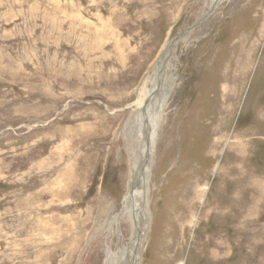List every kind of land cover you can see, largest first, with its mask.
<instances>
[{"label": "rangeland", "instance_id": "obj_1", "mask_svg": "<svg viewBox=\"0 0 264 264\" xmlns=\"http://www.w3.org/2000/svg\"><path fill=\"white\" fill-rule=\"evenodd\" d=\"M212 1L0 0V264H106L123 250L130 106ZM168 70L138 264H264V0L219 2Z\"/></svg>", "mask_w": 264, "mask_h": 264}, {"label": "bare ground", "instance_id": "obj_2", "mask_svg": "<svg viewBox=\"0 0 264 264\" xmlns=\"http://www.w3.org/2000/svg\"><path fill=\"white\" fill-rule=\"evenodd\" d=\"M75 2V1H74ZM228 2V1H227ZM50 4V3H49ZM53 7V6H52ZM74 11V10H73ZM48 18V17H47ZM32 20V19H31ZM49 22V21H48ZM70 22V21H69ZM62 25V24H61ZM81 25V24H80ZM44 27V26H43ZM92 27V26H91ZM30 28V27H29ZM42 31V30H41ZM60 31V30H59ZM37 32V31H36ZM15 33V32H14ZM33 34V33H32ZM5 37V36H4ZM7 37V36H6ZM69 37V36H68ZM35 38V37H34ZM97 38V37H96ZM50 39V38H49ZM70 39V38H69ZM20 41V40H19ZM70 41V40H69ZM35 42V41H34ZM87 45V44H86ZM85 46V45H84ZM86 49V48H85ZM24 50V49H23ZM92 50V49H91ZM53 51V50H52ZM3 52V51H2ZM41 52V51H40ZM59 52V51H58ZM51 54V53H50ZM192 54V52H191ZM37 56V55H36ZM100 56V55H99ZM22 57V56H21ZM60 57V56H59ZM172 57V56H171ZM57 58V57H56ZM58 59V58H57ZM60 59V58H59ZM87 60V59H86ZM84 61V60H83ZM159 62V61H158ZM28 63V62H27ZM52 64V63H51ZM168 64L170 65V62H168ZM168 65V66H169ZM91 66V65H90ZM65 68V67H64ZM172 69V68H171ZM68 70V69H67ZM76 77V76H75ZM84 80V79H83ZM176 80V74L172 73V71L170 72V70H168L167 67V71L165 73V76H163V72L161 69V65L160 63H157L151 70L150 74L145 78L144 83H143V87L141 90V93L139 95V97L137 98V100L130 106L131 107V112L130 115L128 117V119L125 122V129H124V144H125V149H126V153H128V156L130 158L131 161V165L134 163L133 161V157H136L138 159L140 158H144L147 157L146 159L149 158V162H150V158L153 155V151H154V142L156 139V125L158 124L161 125V127L159 129L162 130V127L164 125V120L162 118L163 115V108L166 105L167 102V98H168V94L171 90L172 87H174L175 85V81ZM179 80V79H178ZM106 83V82H105ZM85 86V85H84ZM219 91H225L226 87L224 85H222L220 87V85L218 86ZM34 93V92H33ZM49 98V97H48ZM145 105V112H143V114L140 112V108H142V106ZM162 112V113H161ZM137 114V115H136ZM136 116L138 118H136ZM161 119L163 120V122L160 124ZM135 121V124H137V129L138 132H135V138L139 139V143L134 142V138H133V122ZM144 121V125L142 127ZM145 126H150L148 131H150V136H149V144H146L145 142H143V140L145 139V134L143 133V128ZM165 126V125H164ZM132 131V134H131ZM160 131V130H159ZM139 144V147H138ZM238 146V145H237ZM146 150H148L149 152L147 153ZM135 158V159H136ZM137 161V159H136ZM139 162V161H138ZM148 162V164L143 166L142 169V173L139 175L140 179H139V187L136 186L135 182L136 179L134 180L133 183V189L130 191L129 190V182L127 183V191L125 193V207H124V211L122 213V216L126 217L128 219V221L130 222V224H132V233H133V223H134V219H138V216L141 215V217H143V232H144V237L142 239V242L144 241L145 238V234L147 232L148 229V223H149V215H148V204H147V194H148V183H149V170H150V163ZM61 164V163H60ZM138 165L135 164V166L133 167L134 169H138L137 167ZM76 169V168H75ZM153 172V171H152ZM60 176H64L66 177L65 179H70L72 180L74 174L73 171L70 169V167H64V170L61 172ZM62 182V181H61ZM66 182V181H65ZM19 185V184H18ZM71 187V183L68 184V182H66V186L65 188L62 187L60 189H62V195H65V193H68V191L70 190L69 188ZM58 189V188H57ZM201 190H204V187L200 188ZM198 190V189H197ZM200 190V191H201ZM199 191V190H198ZM195 195H198L195 191ZM54 196H60L57 192L55 193ZM185 196V195H184ZM40 197V196H39ZM42 197V196H41ZM188 198V196H186ZM10 198V197H9ZM2 201V200H1ZM4 202V201H3ZM187 203V202H186ZM210 207V206H209ZM56 209V208H55ZM36 210V209H35ZM38 215V214H37ZM40 215V214H39ZM183 215V214H182ZM24 216V215H23ZM121 216V217H122ZM123 217V218H124ZM52 218V217H51ZM125 219V218H124ZM34 220V219H33ZM183 221V220H182ZM185 221V220H184ZM23 223V222H22ZM48 225V224H47ZM44 225L43 222L41 223V230L44 234L41 233V237H42V242L45 245L47 240H51V236L52 235H45L46 233H51L50 232V227ZM68 225V224H67ZM70 226V224H69ZM62 227V226H61ZM80 227V226H79ZM72 228V226H71ZM4 230V229H3ZM19 230V229H18ZM31 230V229H30ZM15 234V233H14ZM259 234V233H258ZM6 235V234H5ZM60 236V235H59ZM78 237V236H77ZM133 234H131V237L129 239V247H128V255H130V252L133 250V253H131L130 256H133L134 259V264H138V260H139V255H140V251H141V243H138L137 240H133ZM73 238V237H72ZM71 238V240H72ZM77 238H75L76 240ZM37 240V239H35ZM22 241V240H21ZM53 241V240H52ZM135 241H137L135 243ZM61 242V241H60ZM51 244V243H50ZM54 244V243H53ZM139 245L138 249H136L134 251V246L135 245ZM37 246V244H36ZM180 246V245H179ZM25 248V247H24ZM49 248V247H48ZM57 248H60L59 245H56L51 248L50 252L52 251V253H54L56 251ZM61 249V248H60ZM64 249V248H63ZM76 248H72L70 251L71 253L73 252V250ZM124 249V248H123ZM218 249V248H217ZM23 251V250H22ZM27 251V250H26ZM54 251V252H53ZM124 250L119 249L118 252H113L111 249H108L106 251V259L105 262L106 264H117L119 263V261L121 260V257L124 255ZM20 252V250H19ZM28 252V251H27ZM30 253V252H29ZM33 253V252H32ZM56 253V252H55ZM46 255V254H45ZM60 255V254H59ZM22 256V255H21ZM2 257V256H1ZM23 257V256H22ZM25 257L29 258L28 256L25 255ZM31 257V256H30ZM49 257V256H48ZM46 258V257H45ZM48 259V258H47ZM52 259V258H51ZM231 259V258H230ZM23 260V259H22ZM117 261V263H116ZM8 263V262H7ZM22 263V262H21ZM33 263V262H32ZM264 263V262H263ZM31 264V263H30ZM50 264V263H49Z\"/></svg>", "mask_w": 264, "mask_h": 264}, {"label": "water", "instance_id": "obj_3", "mask_svg": "<svg viewBox=\"0 0 264 264\" xmlns=\"http://www.w3.org/2000/svg\"><path fill=\"white\" fill-rule=\"evenodd\" d=\"M222 0H213L209 9L207 10V12L201 16L200 18H198L197 20H195L193 23H191L190 25L186 26L181 32H179L176 36L172 37L166 44L164 50H163V53L161 54L160 58H159V62L160 65H161V69H162V72H163V76H165V73L167 71V67H168V62H170V58L172 56V52H173V48H174V45L178 42V41H181V40H184L188 34L190 33L191 30H193L195 27L199 26L202 21L207 17V15H209L212 10L216 7V5L221 2ZM140 112L143 114V112H145V105L142 106V108L139 109ZM137 115V114H136ZM136 118H138L136 116ZM144 121H143V124H142V127L144 125ZM137 124H135V121L133 122V138H134V142L136 143H139V139L135 138V132L137 131L138 132V129H137ZM150 127V126H149ZM148 126H145L142 130H143V133L145 134V139L143 140V142H145L146 144H149V136H150V130ZM131 134H132V131H131ZM138 147H139V144H138ZM146 152L148 153L149 151L146 150ZM127 155V159H128V164H129V179H128V182H129V190L131 191L133 189V183H134V180L136 179V186L139 185V175L142 173V169H143V166L148 164L149 162V158L146 159L147 157H144V158H136V157H133V161L134 163L131 165V161H130V158L128 156V153H126ZM137 161H136V159ZM139 161V162H138ZM136 165H138V169H134L133 167ZM139 187V186H138ZM125 197H123V201H122V207L120 209V212L117 214V216L114 218L116 219V221L119 220V217L122 216V213L124 211V207L126 205L125 203ZM143 217L138 216V219H134V223H133V240H137L138 243L142 242V239L144 237V232H143ZM146 235V234H145ZM135 241V243L137 242ZM130 243V242H129ZM129 243H127L124 247L125 251H124V255L121 257V260L119 261V263H116L117 264H134V259H133V256H130L131 253H133V250L130 252V255H128V247H129ZM142 245V243H141ZM138 244L134 246V251L136 249H138ZM141 247V246H140ZM123 249V250H124Z\"/></svg>", "mask_w": 264, "mask_h": 264}]
</instances>
